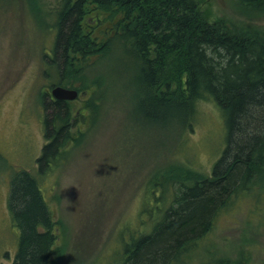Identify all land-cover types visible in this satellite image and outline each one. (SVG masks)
<instances>
[{
    "label": "trees",
    "instance_id": "trees-1",
    "mask_svg": "<svg viewBox=\"0 0 264 264\" xmlns=\"http://www.w3.org/2000/svg\"><path fill=\"white\" fill-rule=\"evenodd\" d=\"M237 1L248 13L250 7L264 10V0ZM47 14L56 31L52 56L45 54L54 70L45 74L57 84L88 93L98 82L85 74L91 56L94 63L99 54L119 49L128 57L126 68L133 69L131 99L144 119L184 133L206 101L218 106L225 128V147L210 173L174 164L148 185L157 200L149 227L137 236L129 233L105 264H244L245 246L244 260L237 261L199 248L216 217L264 173V29L211 19L198 0H59ZM40 95L47 142L35 159L36 171L12 166L0 154L5 208L15 234L11 264L54 263L59 220L41 178L60 170V157L85 135L74 126L90 105L88 94L79 107L52 96L47 101L46 89Z\"/></svg>",
    "mask_w": 264,
    "mask_h": 264
},
{
    "label": "rangeland",
    "instance_id": "rangeland-1",
    "mask_svg": "<svg viewBox=\"0 0 264 264\" xmlns=\"http://www.w3.org/2000/svg\"><path fill=\"white\" fill-rule=\"evenodd\" d=\"M58 1L0 0V154L12 166L33 172L47 142L42 118L47 110L40 93L46 89L45 99H52L48 91L57 84L45 70H54L47 55L52 56L56 27L50 24L57 10L50 12L51 23L47 11ZM198 1L211 19L264 29V10L250 7L248 13L237 0ZM99 55L102 58L94 63L96 56H91L85 70L98 82L90 85L88 93L69 100L79 107L87 94L90 97L74 126L85 135L60 157V170L41 178L53 217L59 220L53 264L109 262L122 239L149 227L157 200L154 194L149 196L147 187L160 179L161 171L184 163L208 174L225 147L218 106L201 101L195 121L184 133L159 126L144 119L131 99L133 69L124 64L128 57L119 49ZM252 183L246 194L216 217L199 249L212 248L237 261L245 246L244 264H264V173ZM163 193L162 201H168L169 194ZM6 194L7 177L0 172V264H11L15 244Z\"/></svg>",
    "mask_w": 264,
    "mask_h": 264
},
{
    "label": "water",
    "instance_id": "water-1",
    "mask_svg": "<svg viewBox=\"0 0 264 264\" xmlns=\"http://www.w3.org/2000/svg\"><path fill=\"white\" fill-rule=\"evenodd\" d=\"M77 90L61 85H54L50 89V95L56 99L71 100L77 96Z\"/></svg>",
    "mask_w": 264,
    "mask_h": 264
},
{
    "label": "flooded vegetation",
    "instance_id": "flooded-vegetation-1",
    "mask_svg": "<svg viewBox=\"0 0 264 264\" xmlns=\"http://www.w3.org/2000/svg\"><path fill=\"white\" fill-rule=\"evenodd\" d=\"M54 85H55V84H54ZM54 85L52 84V86H54ZM56 85H59V84H56ZM52 86H51V87H52ZM61 86H62V85H61ZM51 87H50V89H51ZM68 88H69V87H68ZM50 89H49V91H48V92H49V95H50ZM62 100H63V101H69V100H65V99H62Z\"/></svg>",
    "mask_w": 264,
    "mask_h": 264
},
{
    "label": "bare ground",
    "instance_id": "bare-ground-1",
    "mask_svg": "<svg viewBox=\"0 0 264 264\" xmlns=\"http://www.w3.org/2000/svg\"><path fill=\"white\" fill-rule=\"evenodd\" d=\"M65 8H66V6H65Z\"/></svg>",
    "mask_w": 264,
    "mask_h": 264
}]
</instances>
